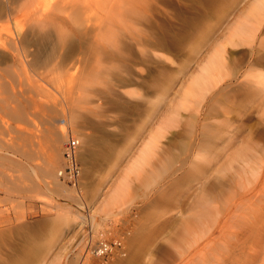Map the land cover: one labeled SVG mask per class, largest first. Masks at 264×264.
<instances>
[{
	"label": "rangeland",
	"instance_id": "1",
	"mask_svg": "<svg viewBox=\"0 0 264 264\" xmlns=\"http://www.w3.org/2000/svg\"><path fill=\"white\" fill-rule=\"evenodd\" d=\"M11 1L18 3L0 1L1 14L7 2L13 6ZM68 1L57 11L66 19L57 20L69 37L62 39L51 63L27 73L33 82L39 77L38 85L25 82L15 88L17 78L26 81L23 75L12 71L0 76V96H6V101L0 97V136L9 149L0 151V261L264 264V104L255 97L245 100L237 89L245 71L259 68L253 60L261 56L264 62V19L250 42L225 45V71L235 69L238 80L225 76L196 106H178L190 76L214 45L224 43L251 0H104L108 42L92 46L93 22L105 18V11H91L92 20L79 27L86 38L73 43L69 12L78 14L83 6L79 0ZM1 14L0 38L7 42L9 27ZM26 18L22 34L28 48L35 49L39 35H31L32 20ZM122 18L132 22L131 28L114 37ZM155 41L160 45L153 47ZM83 65L93 71L83 77L86 81L77 80ZM11 107L19 114H11ZM72 112L80 118L71 125V134L94 138L83 141L79 152V186L62 179L60 186L46 185L52 178L41 167L52 136L61 127L64 135L70 133L65 119ZM63 134L57 143L60 153ZM152 136L156 146L146 171L130 179L124 203L108 213H91L122 166ZM63 162L58 159L56 167ZM90 234L94 239L123 234V249L108 257L91 255Z\"/></svg>",
	"mask_w": 264,
	"mask_h": 264
},
{
	"label": "bare ground",
	"instance_id": "2",
	"mask_svg": "<svg viewBox=\"0 0 264 264\" xmlns=\"http://www.w3.org/2000/svg\"><path fill=\"white\" fill-rule=\"evenodd\" d=\"M13 1H15V0H13ZM63 1L55 0L52 2L50 0H18V3H16L15 5L12 4V1H11V5H13V6H9L10 2H7L4 10L2 11V14L1 13L0 14L5 19V21L7 22L6 25H8L7 27H9V33L8 34L10 37H8L9 39L7 42H6V40L4 42V40H1V38H0V48H2L4 50V51L0 50V64L2 65V67L0 68V76L3 74L8 75V74L12 73V71H13V74L16 73L17 76L23 75L22 77H24V80H26V81H22L19 78L20 81H18V78H17L16 79L17 83H16L15 81L12 82L9 79L10 83L11 82L16 83L15 86L16 85L19 86L25 82H26V84L28 83V84H32V85H38L37 81H38L39 77L37 78L36 82H33V80L30 78V76L27 75L28 71L39 70L40 67H42L44 65L47 66L49 64V62L51 63L52 62L51 59L54 57V54L57 52V49L59 48L60 43L64 42L62 39H66L67 37H69V34L68 33L66 34L63 31V26L60 25L61 24L60 22H62V21H60L59 19L57 20L58 17H63V18L65 17V16H59V14L57 12V11H60V13H61V10L63 11V8L66 6V5L64 6L62 4ZM76 1H78V0H76ZM79 1H81V5L83 6V8H81V9L79 8V10H78L75 7V9L77 11H79L78 14L77 13L75 14V11H73V10H71V11L74 12V15H73V12H69V13H72V16L70 15V18H72V20H73L72 21L70 19L72 22L71 24H74V26H75L73 28L74 30H69L70 31L69 33H70V36L72 39L71 41L73 43H79L81 37L86 38V37L80 35L79 27L82 26L84 23L90 22L92 20L93 16L89 14L91 11L93 13H97L100 9H102L103 11H105V16H104L105 18H102L101 20L99 19V20H97V22H93L94 24H93V28L91 29L92 30L91 34H92V37H95V38H94V40H91L92 42H89L88 45H91V46L95 45V43H98L99 41L108 42V2L105 4H102V2L104 0H79ZM68 2L71 3L72 1L70 2V0H69ZM0 3H2V2H0ZM75 5H76V3H75ZM81 5H80V7H81ZM67 7H69V4ZM2 8H3V6H2ZM48 8H54L56 10L52 9L54 12L52 10H50V12H49ZM70 8H73V7L70 6ZM64 13H67V12L64 11ZM125 13H127V10L124 12V14ZM62 15H63V12H62ZM67 15H66V17H68ZM27 16L29 17L28 20H30V19L32 20V22L31 23L29 22L30 24H28L30 31H31V35L32 36L33 35H35V36L39 35V38H38L39 41L37 38L34 39L36 42L38 41V43L35 42V44H34L36 47V48L34 47L35 49H30L32 46H30V48H28L27 44H25V36L26 35L23 36V34H22V29L25 28L24 25H25V23H27V22H24V21H27V18H26ZM64 19H66V18H64ZM263 19H264V0H251L249 2V4L243 8L241 14L234 21L232 26H230V29H229L226 37H225L224 43H219L217 45H214V47L209 52V54L204 59V61L201 64H199L196 72H194L190 76L187 83L184 85V87L181 90V95H180L181 100H180L178 106H180L181 108H186L187 106H190V104H194L196 106L197 104H199V102L205 96V94L209 90L213 89L215 86H218V84L221 81L225 80L226 78L229 80H235V79L238 80V77L240 75L237 74L235 69H233V71L229 72L228 74H227L228 71H225V67H226L225 60H224L225 45L226 44L236 45L240 42H250L253 39V36H254L256 30L258 29V26L260 25V23ZM120 20L123 23V25H122V27L120 26L121 29H116L118 32H115L114 37H116V35L118 33L122 34L125 31H129V29L131 28V25H132L131 21H128V20L123 21V18ZM58 22L60 23L59 25H58ZM85 25H87V24H85ZM52 27L55 28L54 29L55 33L51 29ZM118 28H119V26H118ZM76 29H77V32L75 31ZM25 30H29V29H25ZM134 37H135V35H134ZM44 39H45V41H43L44 43H41L40 41H42ZM138 40L136 41L137 44H139ZM45 43H46V45H45ZM121 43H123V42H121ZM41 45L44 47H41ZM151 45L153 47H156V46H159L160 43L158 41H155V42H152ZM45 47H47V49H45ZM119 48H122V47L119 46ZM32 50H34L35 52L33 51V53H32ZM106 53H108V52H106ZM260 57L261 56H258V58H255L252 62V65H258L259 68L256 69L255 66H253L252 68L245 71L242 74V78H244L243 79L244 82L239 83L240 88H237V89L243 90L242 92H243V94L245 93V97H244L245 100L248 101V100H251V98L255 97V100L259 101L260 104H264V62L261 60ZM262 58L264 59V57H262ZM96 61L98 62L99 60H96ZM96 61H95V63H96ZM53 64L54 63H52V65L50 64L49 66L55 67V65H53ZM56 65L58 67V68H56V70L57 69L60 70L59 69V67H60L59 63H57ZM52 67H50V68L53 71L54 67H53V69H52ZM92 67L93 66H91V68ZM42 68H44V67H42ZM50 68L48 67L47 70H49ZM79 68L80 69L82 68V69L81 70L79 69L78 72L76 71V73L78 75L77 80L80 78V80L83 81L86 78H88V76L90 77L89 72H92V74H93V71H91L92 70L91 68H90L91 69L90 71H87L88 69H86L87 67L85 68L84 65L82 67H79ZM93 68H96V67H93ZM76 69H78V68L76 67ZM45 70H46V68L44 69V71ZM60 72H57V73L61 74ZM85 72H88V73L86 74ZM94 73H96V72H94ZM51 74L54 77L55 73L54 74L51 73ZM4 75L1 76V79H3L2 77H4ZM63 75H64V73H63ZM41 76H43V75L41 74ZM49 76H51V75L49 74ZM84 76L86 77L85 79H83ZM225 76H227V77L225 78ZM53 77H51L52 80H54ZM11 78H12V76H11ZM42 78H44V77H42ZM46 78H50V77L47 76ZM60 78H61V76H60ZM71 78H73V77L71 76ZM86 80H88V79H86ZM55 81H56V79H55ZM4 82H3V84H4ZM3 84H1V85H3ZM10 85H11L10 88H12L13 85L12 84H10ZM18 86H16L15 88H17ZM0 88H1V86H0ZM11 90H14V89H11ZM15 95L13 94V96H15ZM5 97L3 96L1 98L2 99L4 98V100L6 101ZM8 97L12 98V96L11 97L8 96ZM14 99L17 100V98H14ZM30 99L31 98H29V100ZM4 100H2L3 104L7 105L8 102L6 103ZM7 100H9V99H7ZM230 100H235V99L231 98ZM17 101H16V103H17ZM0 102H1V99H0ZM11 104H12V102H11ZM19 104H21V103H19ZM11 108H13V107H11ZM8 109H10V108H8ZM13 109H10V111H12L11 114L15 115L18 110L15 112V108H13ZM10 111H9V113H10ZM18 112H17V114H19ZM74 112L71 113V115H70L71 118L68 116L69 119L68 120L65 119L68 122V128H69L70 133H66L64 135L63 134L64 129L61 127V130H59L57 132L54 131L55 132V133L53 132L54 135L52 134L53 136L51 139V144H50V149H49L50 151L46 155V157L44 159L45 161L43 162V166L41 167L42 172L44 173V176L52 178L50 180V182L46 181V185L50 184V183H54L56 186H60V184H58V183H60L59 182L60 178H59V175H57V174H58V170L62 167L63 164H61L59 166V168L56 167V164L58 163V159H59V163H60L61 159L64 160V158H63V149H62V153H60V151L57 150L58 149L57 143L60 141L61 134H63V136H65V138H67L68 135L71 134V130H72L71 125L73 123H75L76 118L78 117V115ZM78 118H80V117H78ZM76 126H77V123H76ZM1 135H2V133H1ZM76 136L79 139V145H78V157H79V152L81 151V149L83 147V141L86 144V143H89L90 141L93 142L94 138L91 135L90 136L86 135L85 138L83 136L81 137L80 135H76ZM155 138H156V136H152L140 148L138 154L133 159H130V161L127 164H126V162H124L126 165L122 166V168L120 170L118 168L119 172L117 173L118 174L117 178L116 179L114 178L115 180H113V182L111 181L112 185L109 186V189H107V191L105 190V193L102 192L103 197L101 198V201H99V205L93 209L90 208L91 213H93L94 211L96 212V210H100V211L108 213L110 209L120 207V205H122L124 203L123 200L126 196L130 179L133 176H140V174L142 172L144 173L146 171L145 167L147 166V164L149 162V160H147V158L152 154L153 148L156 146V141H155L156 139ZM2 140L3 139L0 136V151L1 150H9L8 146L7 145L5 146V144H7V142L4 144V142ZM206 146L207 145H204V147H206ZM88 151H90L89 148H88ZM89 154H90V152H89ZM200 156H201V154H200ZM198 159L199 158H197L196 160L198 161ZM202 159L204 160V154H203ZM243 163L247 164V161L244 160ZM259 166L261 167V165H259ZM146 179H147V177H146ZM263 181H264V179H263ZM79 183H80V181L78 182V184H75V186L77 188L79 186ZM253 196H255V195H253ZM111 213H114V212H111ZM63 219L65 222L68 221V218H63ZM223 225L224 224H222L221 227H223ZM26 260L27 259H25L24 261L18 262V264H27ZM0 264H17V263H16V261L10 262V260L8 259L5 261H0Z\"/></svg>",
	"mask_w": 264,
	"mask_h": 264
},
{
	"label": "built area",
	"instance_id": "3",
	"mask_svg": "<svg viewBox=\"0 0 264 264\" xmlns=\"http://www.w3.org/2000/svg\"><path fill=\"white\" fill-rule=\"evenodd\" d=\"M79 139L76 135L70 134L66 138L63 145L64 162L58 170L59 178L67 184L75 186L81 179V165L78 158ZM123 234H115L114 236H102L93 238L92 234L87 241V251L91 255L111 256L120 253L123 249Z\"/></svg>",
	"mask_w": 264,
	"mask_h": 264
}]
</instances>
